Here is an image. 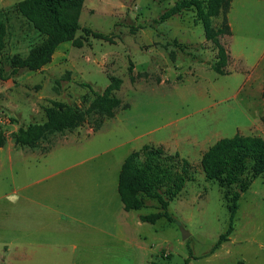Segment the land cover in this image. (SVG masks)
Returning a JSON list of instances; mask_svg holds the SVG:
<instances>
[{
	"label": "rangeland",
	"instance_id": "1",
	"mask_svg": "<svg viewBox=\"0 0 264 264\" xmlns=\"http://www.w3.org/2000/svg\"><path fill=\"white\" fill-rule=\"evenodd\" d=\"M17 1L0 0V18L6 24L0 66L6 73L13 54L24 57L43 38L15 10ZM174 2L83 0L76 42H61L51 60L38 70L19 69L0 78V133L4 137L0 147L33 152L25 162L10 168L5 165L2 177L8 180L11 171L15 180L27 178L28 172L37 170L34 162L46 160L49 182L63 176L69 186L71 181L87 182L82 189L86 200L93 197L91 212L118 218L124 210L116 190L121 162L144 144L160 145L166 153L176 152L190 163L192 178L169 202L173 221L159 217L138 228L154 258L148 264H184L186 259L188 264H264V173L253 177L252 163H248L242 176L247 185L236 200L232 230L211 253L228 226L227 204L239 183L206 180L200 166L201 154L221 137L241 133L264 139V0H231L226 18L230 17L233 32L218 36L229 55L226 74L212 69L217 49L205 38L194 9L158 19ZM223 21L222 12L211 17L214 28ZM82 28L102 37L86 34ZM174 41L187 47L180 50ZM112 78L120 80L110 93L121 104L106 116L95 105L94 92L113 84ZM52 101L80 109L83 121L70 130L48 132L31 146L15 143L13 135L19 127L46 120L44 108ZM59 169H64L59 176L52 175ZM67 191L76 194L70 187ZM146 204L128 211L130 216L158 210L153 200L147 199ZM119 232L115 255L108 263L133 264L127 248L119 246H127L119 242ZM72 245L69 242L65 260L48 264H100L89 253L76 258Z\"/></svg>",
	"mask_w": 264,
	"mask_h": 264
},
{
	"label": "trees",
	"instance_id": "2",
	"mask_svg": "<svg viewBox=\"0 0 264 264\" xmlns=\"http://www.w3.org/2000/svg\"><path fill=\"white\" fill-rule=\"evenodd\" d=\"M83 0H19L15 10L23 16L32 27L43 37L31 46L24 57L13 54L9 58V71L0 66V78L5 79L18 72L19 69L38 70L51 60L55 48L64 41L74 39L75 32L80 28L78 15ZM231 0H175L158 17L160 20L172 17L188 9H194L196 20L202 24L204 36L215 44L217 60L212 69L218 74L228 73L224 67L229 55L218 42V36L229 34L230 27L226 18ZM2 11H0L1 13ZM222 12V25L214 28L211 17ZM86 34L101 36L102 34L82 28ZM6 24L0 18V51L5 46ZM102 37V36H101ZM183 50L185 43L173 42ZM191 57L194 54L186 52ZM111 83L102 92H94V103L106 116L113 115L114 109L119 107L121 100L111 95V88H117L120 80L112 78ZM87 85V84H84ZM46 120L42 124L34 123L26 127H19L13 135L14 142L19 145H34L38 139L48 132H61L78 126L84 118L80 109L61 101H52L44 108ZM4 144V137L0 133V146ZM251 162L253 177L264 173V139L259 135H244L235 133L230 137H221L214 141L201 154L200 166L206 180L218 179L224 185L238 184L227 204L229 222L226 230L219 234L210 249L212 253L221 242L227 239L232 230V219L237 209L236 200L239 192L243 191L247 182L242 176ZM191 165L179 157L178 153H166L162 146L144 144L139 149L131 151L121 162L116 190L125 211L138 210L147 206V199L153 200L158 206L157 211L140 214L142 222L154 223L159 217L173 221L168 211L169 202L182 190L185 181L192 178ZM184 264H188L185 260Z\"/></svg>",
	"mask_w": 264,
	"mask_h": 264
},
{
	"label": "crops",
	"instance_id": "3",
	"mask_svg": "<svg viewBox=\"0 0 264 264\" xmlns=\"http://www.w3.org/2000/svg\"><path fill=\"white\" fill-rule=\"evenodd\" d=\"M227 21L233 32L228 15ZM233 54L240 55L235 50ZM32 153L22 147H0V264L62 262L69 242L73 244L72 250L77 251L76 258L79 254L84 258L89 253L93 261L109 264V258H113L116 251L117 229L120 230L119 242L127 244L119 246L127 248L133 264L153 261L144 239L137 233L144 223L139 219L140 214L130 216L128 211L131 210H123L118 218L115 214L109 218L92 213L89 201L93 197L86 200L82 189V183L87 182L71 181L72 186H69L66 176L49 182L50 172L46 170L50 166L41 159L34 162L33 168L37 170L28 172L27 178L15 180L12 176L15 173L11 171L8 180L2 177L5 165L10 168L14 163L25 162ZM63 170L52 175L59 176ZM32 175L36 176L32 178ZM68 187L76 194H68ZM106 198L104 191L103 200Z\"/></svg>",
	"mask_w": 264,
	"mask_h": 264
},
{
	"label": "water",
	"instance_id": "4",
	"mask_svg": "<svg viewBox=\"0 0 264 264\" xmlns=\"http://www.w3.org/2000/svg\"><path fill=\"white\" fill-rule=\"evenodd\" d=\"M187 233L184 231V230H182V236H185Z\"/></svg>",
	"mask_w": 264,
	"mask_h": 264
}]
</instances>
